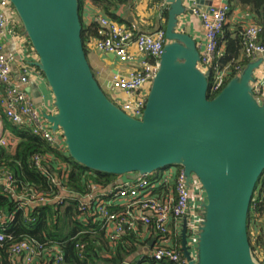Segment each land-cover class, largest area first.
<instances>
[{
	"label": "water",
	"instance_id": "obj_1",
	"mask_svg": "<svg viewBox=\"0 0 264 264\" xmlns=\"http://www.w3.org/2000/svg\"><path fill=\"white\" fill-rule=\"evenodd\" d=\"M7 1L37 57L31 65L53 96L54 111L43 117L62 136L68 156L89 170L117 176L182 168L186 184L196 177L205 195L194 251L187 245V220L182 223L186 264H261L251 250L248 214L264 172V100L253 91L264 53L210 97L211 70L200 69L196 40L178 27L193 10L186 0H166L167 42L143 113L133 118L94 76L78 0ZM194 2L204 9L218 5Z\"/></svg>",
	"mask_w": 264,
	"mask_h": 264
},
{
	"label": "built area",
	"instance_id": "obj_2",
	"mask_svg": "<svg viewBox=\"0 0 264 264\" xmlns=\"http://www.w3.org/2000/svg\"><path fill=\"white\" fill-rule=\"evenodd\" d=\"M162 1L165 3L166 0ZM186 3L201 21L204 39L197 45L200 53L198 65L203 71L211 70L209 93L216 95L225 84L227 66L221 67L219 64V43L231 3L230 0H221L219 5L208 9L197 8L194 0H186ZM98 21L103 30L101 38L94 39L95 48L113 54L122 63L137 60V67L129 69L124 75L113 76L111 83L123 93V99L116 103L120 109L133 118H140L167 42L165 30L135 33L125 25L105 17H99ZM12 25V16L0 7V105L3 114L13 126L29 131L48 145L63 150L65 146L62 136L51 131L43 117V112L46 111L34 104L27 91L29 83L42 75L31 65L30 58L33 54L25 46L20 50L4 49L3 38L10 32L11 35L17 34L11 28ZM261 31L262 26L256 23L243 26V52L251 60L264 53ZM255 78L253 91L259 100H264V63L256 69ZM9 145V137L1 133L0 147ZM43 160L41 155L35 154L32 162L38 171L45 173L59 187V192L51 198L33 188L15 192L13 175L9 171L0 172V186L4 191L16 193L17 208L23 210L25 215L28 208L36 204L62 206L71 202L81 215H88L94 222L100 223L110 245L116 243L126 231H138L141 225L143 231L137 235L148 243L153 239L144 256L150 257L156 263L186 264L181 244L177 247L175 237L178 236L181 241L182 223L186 219L187 245L194 251L202 220L201 204L205 200L204 191L196 177L192 176L187 185L182 168L167 167L156 174L135 175L109 187L91 183L88 185L89 191L79 195L61 186L57 175L44 166ZM14 218L13 213L0 211V246L7 238L11 239L4 231ZM145 230L147 234L143 236ZM51 251L54 253V264L60 263L62 253L53 245L47 247L45 243L34 239H22L10 245L8 264H36L46 252Z\"/></svg>",
	"mask_w": 264,
	"mask_h": 264
},
{
	"label": "trees",
	"instance_id": "obj_3",
	"mask_svg": "<svg viewBox=\"0 0 264 264\" xmlns=\"http://www.w3.org/2000/svg\"><path fill=\"white\" fill-rule=\"evenodd\" d=\"M78 1L81 13L85 0ZM89 1L101 13L109 15L112 20L117 22V17L111 7L115 6L117 1L124 2L125 0ZM230 3L231 8L235 6L246 9L256 24L262 26L260 37L264 42V0H230ZM165 25L166 23H163L161 28L164 29ZM225 26H223L222 32L225 30ZM126 27L130 29V27ZM15 28L21 33L22 28L19 22ZM102 30L103 27L97 19L87 25L82 23L81 36L84 47L92 38H101ZM223 40L225 42L224 50L220 54L219 64L221 67L227 66L226 83L236 76L251 59L243 52V29L238 28L233 36H226ZM27 46L32 49L28 41ZM213 96L215 95L210 94V97ZM4 118L7 120L5 116ZM9 125L18 136L17 144L14 149L11 148V145L0 147V172L9 171L13 175L14 190L17 193L22 189L33 188L51 198L59 192V187L33 165L32 159L35 154L44 158V166L57 175L61 186L75 194L87 193L88 185L91 183L104 187L110 186L120 177L89 170L73 161L66 151L48 145L29 131L13 126L11 123ZM156 173L154 172L152 175ZM256 190L258 196L253 197L248 214V236L253 256L261 263L264 260L262 258L259 260L258 254L264 251V172L257 183ZM15 194L4 191L0 186V211L13 213L15 216L14 221L8 223L4 231L11 239L7 238L0 246L1 264H8L10 245L22 239H34L39 243H45L47 247H52V245L56 247L63 256L62 261L58 264L156 263L148 256L136 257L141 247L147 245V242L137 235L141 232L140 227L136 232L126 231L116 243L110 245L100 223L94 222L88 215H81L73 203L69 202L62 206L48 203L36 204L29 207L25 215L23 210L17 208ZM253 230L255 231L253 232ZM175 242L179 247L181 241L178 236L175 237ZM53 255V251L46 252L36 264H54Z\"/></svg>",
	"mask_w": 264,
	"mask_h": 264
},
{
	"label": "crops",
	"instance_id": "obj_4",
	"mask_svg": "<svg viewBox=\"0 0 264 264\" xmlns=\"http://www.w3.org/2000/svg\"><path fill=\"white\" fill-rule=\"evenodd\" d=\"M221 0H218V5ZM163 3L162 0H125L124 2L117 1L115 6H112V12L117 17V21L120 24L130 27L135 33L145 32V33H153L156 29H162L163 23H165V15L163 14ZM0 7L10 13L12 16V29L17 33L15 35L7 34L3 38V43L5 45V50H20L22 47H26L29 53L33 54L30 60L36 61L37 57L27 46V39L19 33L15 25L19 22V20L14 16V10L9 4L7 0H0ZM206 7V5H202V8ZM200 8V9H202ZM82 23L86 25L89 24L92 20L97 19L99 17H105L111 19V17L107 14L101 13L89 0H85L82 6L81 11ZM112 20V19H111ZM248 23H256L252 15L246 10L241 9L239 7H232L227 18L225 30L222 32L219 43V51L220 54L224 50V40L226 36H233L235 31L238 28L243 29V26ZM20 24V23H19ZM179 29L183 28L185 32L189 33L195 40L197 45H199L204 39V31L201 25V21L199 17L194 13H186L184 16L180 18ZM18 35V36H17ZM95 38H92L85 44V50L87 54V59L92 68L95 78L100 84L101 88L105 92L107 97L113 102L117 103V101L123 99V93L112 86V79L115 75H124L131 68L137 67V60H132L127 63L120 62L115 56L110 58L107 53L99 51L95 48L93 42ZM17 67L14 69V76L16 78L17 75ZM27 91L31 95L33 102L35 105L44 109L47 113H52L54 111L53 108V96L51 91L49 90L45 80H43L42 75L38 78L32 80L27 86ZM4 118L3 109L0 105V134L3 133L5 136L9 137V142L11 148H15L17 144L18 136L10 128V123ZM9 149V148H8ZM135 176V174H126L120 176L115 183L119 181H124L127 179H131ZM114 184V183H113ZM112 184V185H113ZM111 186V185H110ZM109 187V186H107ZM258 196V191L256 192ZM141 231H143V227L139 225ZM171 229H173L171 227ZM147 231L145 230L143 236H146ZM147 245L141 247L139 252L136 254V257L142 258L145 252L147 251ZM264 260V251L263 258ZM264 263V261H263ZM142 264H150V263H142ZM151 264H163V263H151Z\"/></svg>",
	"mask_w": 264,
	"mask_h": 264
},
{
	"label": "rangeland",
	"instance_id": "obj_5",
	"mask_svg": "<svg viewBox=\"0 0 264 264\" xmlns=\"http://www.w3.org/2000/svg\"><path fill=\"white\" fill-rule=\"evenodd\" d=\"M14 16H16V14H15V12H14ZM16 18H17V16H16ZM18 19V18H17ZM85 24V23H84ZM86 25V24H85ZM43 77V80H45V78H44V76H42ZM46 82V81H45ZM108 96V95H107ZM109 97V96H108ZM110 98V97H109ZM63 151H66V148H64L63 149ZM67 152V151H66ZM166 169V168H165ZM159 171H161V170H159ZM156 172H158V171H156ZM136 175V174H135ZM256 192H257V190H255V193H254V196L256 195ZM253 196V197H254ZM255 230H253V232H254ZM252 239V242L254 241L253 240V237L251 238ZM258 256H259V260H260V258H263V252H261V254H260V252H259V254H258ZM261 264H264L263 262H261Z\"/></svg>",
	"mask_w": 264,
	"mask_h": 264
}]
</instances>
